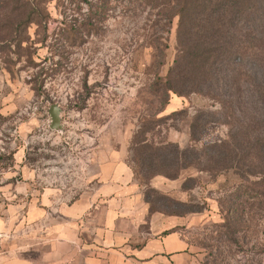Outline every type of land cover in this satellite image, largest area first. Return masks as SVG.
<instances>
[{
  "label": "rangeland",
  "instance_id": "rangeland-1",
  "mask_svg": "<svg viewBox=\"0 0 264 264\" xmlns=\"http://www.w3.org/2000/svg\"><path fill=\"white\" fill-rule=\"evenodd\" d=\"M173 6V0H0V177L14 170V180L23 181L14 167L22 161L40 178L74 187L85 159L114 152L136 173L147 210L141 231L172 229L167 243H178L180 264H264V177L231 170L210 176L202 161L169 178L135 163L141 145L133 150L130 142L143 123L159 124L149 143L191 148V163L209 151L205 146L229 137L215 101L164 91L181 54ZM254 7L241 32L264 35V0ZM35 16L36 24H24ZM261 102L248 94L242 111L255 106L261 115ZM52 104L61 108L60 132L49 128ZM240 150L244 164H260L245 157V144Z\"/></svg>",
  "mask_w": 264,
  "mask_h": 264
},
{
  "label": "crops",
  "instance_id": "crops-1",
  "mask_svg": "<svg viewBox=\"0 0 264 264\" xmlns=\"http://www.w3.org/2000/svg\"><path fill=\"white\" fill-rule=\"evenodd\" d=\"M21 163L23 181L0 177V264H180L173 231H141L147 210L122 157L85 159L76 188Z\"/></svg>",
  "mask_w": 264,
  "mask_h": 264
},
{
  "label": "trees",
  "instance_id": "trees-1",
  "mask_svg": "<svg viewBox=\"0 0 264 264\" xmlns=\"http://www.w3.org/2000/svg\"><path fill=\"white\" fill-rule=\"evenodd\" d=\"M255 1L173 0L174 15L179 18L177 36L181 54L179 59H175L172 68L175 71L170 73L171 77L169 74L164 91L180 96L186 90L215 101L219 113L230 126L229 137L205 146L209 151L194 155L191 163V148H180L173 142L149 143L147 138L159 124L153 127L143 123L130 142L133 150L141 145L142 153L137 156L139 162H135L136 165L176 178L180 168L200 165L204 161L205 166L201 170L210 176L231 170L239 176L264 177V113L258 115L259 110L255 106L246 113L242 111V100L248 94L262 98L261 104H264V85L257 83L255 73L259 69L260 76H264V35L241 32V22L253 14ZM28 19L26 23L24 21L25 25L38 22L36 16ZM187 75L188 81L184 80ZM199 119L200 115L196 116L191 124L192 137ZM243 144L249 149L245 157L256 158L261 166L251 161L248 164L242 162L244 155L240 149ZM244 165H247L246 169ZM132 173L133 177L136 176L135 171ZM144 201L151 208L154 206L146 196ZM185 211L190 212L187 209L171 214H183ZM171 231L165 229L161 234Z\"/></svg>",
  "mask_w": 264,
  "mask_h": 264
},
{
  "label": "water",
  "instance_id": "water-1",
  "mask_svg": "<svg viewBox=\"0 0 264 264\" xmlns=\"http://www.w3.org/2000/svg\"><path fill=\"white\" fill-rule=\"evenodd\" d=\"M48 113L50 116L49 128L58 132L62 129L61 108L57 104L49 106Z\"/></svg>",
  "mask_w": 264,
  "mask_h": 264
}]
</instances>
